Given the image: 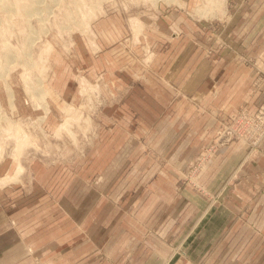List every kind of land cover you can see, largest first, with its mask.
Returning a JSON list of instances; mask_svg holds the SVG:
<instances>
[{
	"label": "rangeland",
	"instance_id": "374dc122",
	"mask_svg": "<svg viewBox=\"0 0 264 264\" xmlns=\"http://www.w3.org/2000/svg\"><path fill=\"white\" fill-rule=\"evenodd\" d=\"M29 1L40 8L30 17L20 7ZM224 3L215 9L208 0H0V178L17 173L0 180V230L12 229L0 246L12 241L20 264H129L107 256L106 217L98 206L91 211L100 188L124 196V213L109 214L108 223L131 214L130 200L143 196L134 190L150 182L146 167L153 168L150 178L172 183L175 193L199 194L209 207L220 202L224 184L212 191L204 175L220 149L239 142L247 155L264 153V137L254 145L238 138L221 144L243 112L257 113L264 104V98L249 104L264 94V64L248 47L247 28L262 16L264 0ZM232 66L249 79L247 93L232 114L215 116L203 76ZM28 84L40 86L47 109ZM177 112L182 145L174 144ZM210 117L215 129L193 132L191 144L184 124L203 126ZM161 166L165 178L157 173ZM19 227L28 243L22 258Z\"/></svg>",
	"mask_w": 264,
	"mask_h": 264
},
{
	"label": "crops",
	"instance_id": "0c3cea01",
	"mask_svg": "<svg viewBox=\"0 0 264 264\" xmlns=\"http://www.w3.org/2000/svg\"><path fill=\"white\" fill-rule=\"evenodd\" d=\"M263 8L264 6L262 16L247 24L250 30L248 47L262 64H264ZM222 59L218 58L217 61H223ZM241 69L232 66L228 70L208 72L203 76L205 80L202 84L203 91L211 96L209 102L212 103L211 111L215 116L219 113L232 114L244 98L243 95H246L249 79L244 81ZM244 71L248 78L252 76L250 69ZM194 90L200 93L198 91L201 87ZM234 94L236 96L233 98ZM263 98L264 94H261L260 98L249 103L250 106H255ZM216 123L213 117L203 126H197L193 122L184 124L189 131L187 135L191 140L189 142L191 144L197 142L198 135L194 137L193 132L210 134L217 126ZM163 125L164 123L160 121L157 130ZM182 125L177 112L173 120L176 145H182ZM261 146L264 147V142ZM174 158L176 154L170 159ZM118 161V157H115L109 165L116 167ZM212 163L204 175L208 188L216 191L222 184L224 185L221 189L220 202L209 207L206 206L207 200L199 194L184 191L175 193L172 183L168 185L165 180L150 178L153 176V168L147 170L146 167L147 173L144 178L150 182L142 189L134 190L136 197L140 194L143 196L142 199L130 200L131 214L125 216L131 217L129 227L124 226L125 218L108 223L109 214L124 213L121 203L124 196L116 194L115 189L107 192L104 186L100 188L96 196L98 200L91 211L98 206L97 212L100 216L106 217L101 226L108 233L105 235L107 238L104 239V243L109 261L124 263L129 259L131 261L129 264H143L145 261L147 264L149 262L166 264L171 259L170 264H192V261L196 264H264V153L261 151L247 155V147L235 142L220 149ZM150 164L151 162L147 165ZM162 166L157 173L165 178L167 168ZM51 177L53 174L50 179ZM116 178L114 176V179ZM155 183L159 187H155ZM11 188L13 186L2 189L6 193H11ZM119 197L121 200H117ZM85 212L88 213L87 208ZM1 214H3L1 222H5L2 225L8 226L6 222L8 217L4 212ZM147 229L151 234L144 236ZM16 230L21 244L25 247L19 255L22 258L28 245L25 240L27 236L25 237L24 229L19 227ZM9 232H12L11 228L0 230V239L7 237ZM13 244L12 241H8L0 246V264H20V261L12 256ZM177 245H179L177 248L173 247ZM177 249L183 256L178 257V253L172 256ZM45 263L49 264L47 261ZM71 264L79 263L78 260H72Z\"/></svg>",
	"mask_w": 264,
	"mask_h": 264
},
{
	"label": "built area",
	"instance_id": "2783aa9c",
	"mask_svg": "<svg viewBox=\"0 0 264 264\" xmlns=\"http://www.w3.org/2000/svg\"><path fill=\"white\" fill-rule=\"evenodd\" d=\"M228 132L221 144L226 145L238 138L242 142L254 145L264 137V104L259 107L257 113L243 112L238 117L234 128H230Z\"/></svg>",
	"mask_w": 264,
	"mask_h": 264
},
{
	"label": "bare ground",
	"instance_id": "6f19581e",
	"mask_svg": "<svg viewBox=\"0 0 264 264\" xmlns=\"http://www.w3.org/2000/svg\"><path fill=\"white\" fill-rule=\"evenodd\" d=\"M37 1V0H36ZM39 1V0H38ZM41 1V0H40ZM30 2V1H29ZM27 2L28 4H21V8H22V12L25 14V15H27V16H31V15H33V13H39V9H38V6L37 5H39V4H37L36 2H34V1H32V2ZM225 2V0H208V5H211L212 7H214L215 9L217 8V9H219V7L221 8V5H223V4H225L224 3ZM3 5V7H7V4L5 3V4H2ZM9 5V4H8ZM76 5V4H75ZM20 8V9H21ZM70 8V7H69ZM203 8V7H202ZM200 9V10H202V11H204V13L207 11V10H205L204 8L203 9ZM19 9V10H20ZM81 9V8H80ZM18 10V11H19ZM80 11V10H79ZM80 14V13H79ZM39 18H40V15H39ZM48 46V45H47ZM48 48H50V47H48ZM30 53V52H29ZM10 54V53H9ZM7 55V54H6ZM30 55V54H29ZM14 56H15V54H14ZM42 56V55H41ZM8 57V56H7ZM15 58V57H14ZM13 59V58H12ZM15 60V59H14ZM30 60H31V57H30ZM45 60V59H44ZM21 61V60H20ZM23 61V60H22ZM32 61V60H31ZM37 63V62H36ZM42 63V62H41ZM25 65H26V62H25ZM24 65V66H25ZM29 65V64H28ZM4 66V65H3ZM6 67V66H5ZM4 67V68H5ZM4 68L2 67V69L4 70ZM7 68V67H6ZM23 69H24V67H23ZM28 69V68H27ZM33 69V68H32ZM3 70H1L2 72H3ZM24 71H26V70H24ZM28 71V70H27ZM0 74H1V72H0ZM32 83H33V81H32ZM36 84V83H35ZM6 86H7V88H6V90H7V92H8V99H9V104H10V106H12L13 105V101H14V97H13V93L11 92V89L9 88V86H8V84L6 83ZM27 89V91H29L31 94H34V97H37L38 99H41L40 100V105L43 107V108H45V109H47V102L45 101V93L40 89V86L39 85H35V87L34 86H30L29 84L27 85V87H26ZM2 109V107H1V105H0V110ZM66 122V121H65ZM64 125V124H63ZM58 129H59V127H58ZM17 176V173L15 174V175H7V176H5V177H2V178H0V180L1 181H9L10 179H14L15 177ZM6 184V183H5Z\"/></svg>",
	"mask_w": 264,
	"mask_h": 264
}]
</instances>
